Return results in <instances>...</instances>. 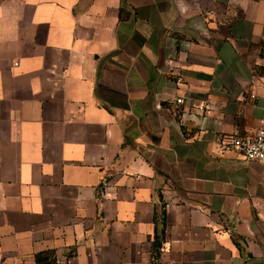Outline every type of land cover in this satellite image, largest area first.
<instances>
[{
  "label": "crops",
  "instance_id": "obj_1",
  "mask_svg": "<svg viewBox=\"0 0 264 264\" xmlns=\"http://www.w3.org/2000/svg\"><path fill=\"white\" fill-rule=\"evenodd\" d=\"M262 120L264 0H0V264H264Z\"/></svg>",
  "mask_w": 264,
  "mask_h": 264
},
{
  "label": "built area",
  "instance_id": "obj_2",
  "mask_svg": "<svg viewBox=\"0 0 264 264\" xmlns=\"http://www.w3.org/2000/svg\"><path fill=\"white\" fill-rule=\"evenodd\" d=\"M175 102L181 104L182 99H176ZM218 144L221 151H235L246 162H264V120L260 122L253 134L247 136L222 135L218 138Z\"/></svg>",
  "mask_w": 264,
  "mask_h": 264
}]
</instances>
